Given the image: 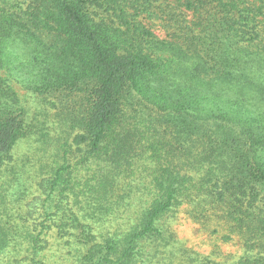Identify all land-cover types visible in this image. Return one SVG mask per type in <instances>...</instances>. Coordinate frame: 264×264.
Instances as JSON below:
<instances>
[{
  "label": "trees",
  "instance_id": "trees-1",
  "mask_svg": "<svg viewBox=\"0 0 264 264\" xmlns=\"http://www.w3.org/2000/svg\"><path fill=\"white\" fill-rule=\"evenodd\" d=\"M0 264H264V0H0Z\"/></svg>",
  "mask_w": 264,
  "mask_h": 264
},
{
  "label": "rangeland",
  "instance_id": "rangeland-1",
  "mask_svg": "<svg viewBox=\"0 0 264 264\" xmlns=\"http://www.w3.org/2000/svg\"><path fill=\"white\" fill-rule=\"evenodd\" d=\"M30 98L33 101L36 100L33 97ZM32 104L33 102L31 101L30 105ZM54 120L55 117L51 116V124ZM52 134H54V131H52ZM43 141L49 148V152L56 153V142H54L51 135L47 134L43 138ZM36 146L37 144L33 138L24 141L16 150L17 156L22 158L27 154L34 153ZM174 229L186 248L193 249L205 255H211L216 259H234V257L236 258L241 255L244 250L241 239L238 236H234L233 239L225 242L222 238V233H215L212 227L195 222L187 215L184 209L178 213L175 219ZM56 250L57 246L53 244L50 251L55 252Z\"/></svg>",
  "mask_w": 264,
  "mask_h": 264
}]
</instances>
